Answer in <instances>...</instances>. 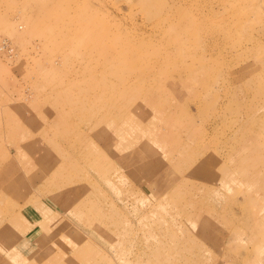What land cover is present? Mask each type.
Instances as JSON below:
<instances>
[{
	"label": "rangeland",
	"instance_id": "obj_1",
	"mask_svg": "<svg viewBox=\"0 0 264 264\" xmlns=\"http://www.w3.org/2000/svg\"><path fill=\"white\" fill-rule=\"evenodd\" d=\"M230 2L0 0V264H264V0Z\"/></svg>",
	"mask_w": 264,
	"mask_h": 264
},
{
	"label": "bare ground",
	"instance_id": "obj_2",
	"mask_svg": "<svg viewBox=\"0 0 264 264\" xmlns=\"http://www.w3.org/2000/svg\"><path fill=\"white\" fill-rule=\"evenodd\" d=\"M230 0H221V4L219 5L220 6V8H223V9H225L227 6H229L230 5ZM197 5V4H196ZM179 12V11H178ZM211 15H215V13H214V11L212 10V8H210V10H209V14H208V17H206V16H197V17H194V18H187V22H189L190 24H192L193 26H195V22H198V23H205L206 21L208 22V21H211ZM186 17H183V19H185ZM197 24V23H196ZM99 139V138H98ZM102 139V138H101ZM102 141V140H101ZM104 141V140H103ZM253 148H257L258 147V145L256 144V143H254L253 144V146H252ZM166 164H168V163H166ZM184 187H187V185L186 184H184V183H180V184H176L175 185V187L174 188H178V189H180V188H184ZM1 196H4V195H1ZM1 198V197H0ZM4 198V197H3ZM39 202V201H38ZM36 203V202H35ZM34 203V204H35ZM79 204L81 205V203L79 202ZM40 209V208H39ZM43 212H45V210H43V211H39V213L38 214H41L42 215V213ZM24 216V215H23ZM10 237V236H9ZM41 242L42 243H45V242H47V237H44L42 240H41Z\"/></svg>",
	"mask_w": 264,
	"mask_h": 264
},
{
	"label": "crops",
	"instance_id": "obj_3",
	"mask_svg": "<svg viewBox=\"0 0 264 264\" xmlns=\"http://www.w3.org/2000/svg\"><path fill=\"white\" fill-rule=\"evenodd\" d=\"M259 212H260V210H259ZM259 212H257V215L259 214ZM264 213V212H263ZM257 215H256V220L258 219V217H257ZM264 215V214H263ZM259 216V215H258Z\"/></svg>",
	"mask_w": 264,
	"mask_h": 264
}]
</instances>
